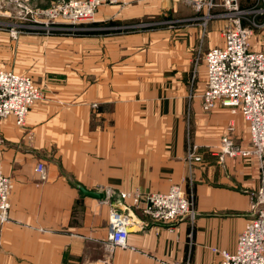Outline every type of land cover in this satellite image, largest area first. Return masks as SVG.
I'll list each match as a JSON object with an SVG mask.
<instances>
[{
	"label": "crops",
	"instance_id": "0c3cea01",
	"mask_svg": "<svg viewBox=\"0 0 264 264\" xmlns=\"http://www.w3.org/2000/svg\"><path fill=\"white\" fill-rule=\"evenodd\" d=\"M119 1L98 10L93 31L56 37L59 69L34 79L45 99L30 108L25 126L0 122V169L13 184L0 264H101L106 256L109 264H218L211 249L233 252L252 218L257 160H227L223 168L216 158L228 123L242 146L247 125L220 105L201 108L203 54L222 45L225 20L204 31L180 13L179 0ZM166 15L186 22L165 25L158 18ZM193 146L201 163L191 170ZM38 162L45 181L34 171ZM171 186L193 203L195 222L161 225L135 212L127 247L108 255L101 190L112 189L110 206L118 208L119 193Z\"/></svg>",
	"mask_w": 264,
	"mask_h": 264
},
{
	"label": "built area",
	"instance_id": "2783aa9c",
	"mask_svg": "<svg viewBox=\"0 0 264 264\" xmlns=\"http://www.w3.org/2000/svg\"><path fill=\"white\" fill-rule=\"evenodd\" d=\"M261 1L264 4V0ZM183 2L194 14L203 18V26L216 18L225 20L221 32L222 45L203 54L205 81L200 94L201 108L208 112L220 105L227 108L231 115L240 114L248 128L249 142L247 146H242L235 141L232 135L234 122L230 121L217 146L218 163L224 168L227 160L254 158L259 169L260 184L249 195L252 218L239 233L234 251L214 248L211 251L219 254L218 264H264V51H254L251 45L254 31L264 28V9L252 12L250 21L241 9L239 0ZM103 3V0H63L56 10L52 6L49 10L37 11L32 15L29 6L12 2L13 7L8 11L17 17L15 10H18V16L23 10L24 17L28 14L36 17L31 16L33 23L40 18L46 25L59 24L45 28H55L59 30V35L73 36L79 35L83 30L82 25L94 22V14ZM4 5L0 4V16L9 15L3 11ZM217 9L221 11L220 14L216 13ZM256 17H259L257 22L254 21ZM44 99L45 93L32 78L0 67V122L12 118L16 126L23 128L30 108ZM186 162L191 170L201 163L197 146L187 151ZM34 171L40 181L46 180V169L42 162L36 164ZM12 188L11 179L0 170V225L10 220L9 196ZM101 193V203L109 206L108 238L103 243L108 255L116 248L127 247V229L134 223L135 212L155 224L172 225L183 219L191 224L195 222L193 203L179 186H171L164 193H119L124 203L118 208L110 206L113 195L110 187L103 188ZM101 264H109V256L103 258Z\"/></svg>",
	"mask_w": 264,
	"mask_h": 264
},
{
	"label": "rangeland",
	"instance_id": "374dc122",
	"mask_svg": "<svg viewBox=\"0 0 264 264\" xmlns=\"http://www.w3.org/2000/svg\"><path fill=\"white\" fill-rule=\"evenodd\" d=\"M25 1L26 0L0 1V4H5L3 6V11L9 13V15L4 14V16H0V67L4 70H9L17 74L29 76L33 79L34 83L43 90V88L38 85V81L34 79L44 75H55L56 71L59 69V65H57L55 61V59L59 57V44L57 45L56 43V37H59V30H54L55 28H45V26H59V24L46 25L44 22H42L44 20H41L40 18L37 19L35 23H33L31 21V16L37 11L49 10L52 8V6H54L53 8L56 10L61 7L59 4L63 0H28L27 3ZM103 1L104 3L98 7V10L102 7H108L106 5H114L117 3L124 5V2L119 0ZM183 1L184 0H179L180 3H178V7L181 8V10H179L180 13H186V15L189 14L187 17L194 19L191 21L192 24H197L201 30L206 31L208 23L203 26V18L201 19L200 15L194 14L195 12L192 11V9ZM12 2H22L23 5L29 6V10L32 12V15L28 14L26 17H24L23 13L25 11L23 10H20L19 16L18 10H15L17 17L11 15L8 10L13 7ZM239 3L241 5V9L246 13L248 16L247 18L250 21H252L253 18L252 12L258 11L260 9H262L260 11H263L264 9V4L261 0H246L244 4L242 1ZM98 10L96 14H94L93 23L82 25L83 30L79 32L80 35L87 34L88 32L94 30L93 25L98 18ZM220 12L221 11L218 10L216 13L220 14ZM32 18L36 19L34 16H32ZM181 18L182 17H177L172 19L166 15L160 16L158 19L165 20V25L176 27L180 25L182 26V24H184L183 22H186V20H181L179 22L177 21ZM258 18L259 17H256L254 21L257 22ZM188 22L189 21H187V23ZM57 23H59V21ZM60 36L62 37L64 35L60 34ZM251 45L254 51H264L263 28H259L254 31ZM43 92L45 93L44 90Z\"/></svg>",
	"mask_w": 264,
	"mask_h": 264
},
{
	"label": "water",
	"instance_id": "95a60500",
	"mask_svg": "<svg viewBox=\"0 0 264 264\" xmlns=\"http://www.w3.org/2000/svg\"><path fill=\"white\" fill-rule=\"evenodd\" d=\"M89 195H92V194H89ZM100 197V196H99ZM127 232H128V229H127Z\"/></svg>",
	"mask_w": 264,
	"mask_h": 264
}]
</instances>
